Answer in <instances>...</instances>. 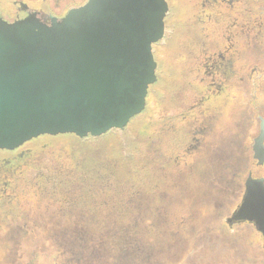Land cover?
Listing matches in <instances>:
<instances>
[{"label":"rangeland","instance_id":"obj_1","mask_svg":"<svg viewBox=\"0 0 264 264\" xmlns=\"http://www.w3.org/2000/svg\"><path fill=\"white\" fill-rule=\"evenodd\" d=\"M169 5L153 45L157 81L139 115L100 137L41 135L23 146L16 194L0 210V264H264L261 234L227 222L243 177L259 172L251 144L264 53L260 63L241 54L263 72L252 74L229 113L198 105L202 95L188 80H200L204 46L192 50L185 28L205 6ZM229 24L227 34L247 29ZM260 38L264 50V32Z\"/></svg>","mask_w":264,"mask_h":264},{"label":"water","instance_id":"obj_2","mask_svg":"<svg viewBox=\"0 0 264 264\" xmlns=\"http://www.w3.org/2000/svg\"><path fill=\"white\" fill-rule=\"evenodd\" d=\"M168 10L167 0H87L50 24L0 17V149L123 130L157 81ZM227 222L253 224L264 243V180L248 178Z\"/></svg>","mask_w":264,"mask_h":264},{"label":"flooded vegetation","instance_id":"obj_3","mask_svg":"<svg viewBox=\"0 0 264 264\" xmlns=\"http://www.w3.org/2000/svg\"><path fill=\"white\" fill-rule=\"evenodd\" d=\"M179 1L181 6L184 5L188 8H191L194 4L205 6L202 12L194 14V16L201 19L196 18V22H190L189 27L185 28L186 34L189 35V42L193 47L192 50L196 49L198 45H203L205 53L204 56L201 55L203 59L197 66L199 71V73L197 72V78L199 77L200 80H188V82L193 86L196 84L195 88L202 95L201 103L198 105L212 106L211 109L213 110L218 108L217 105L220 104V109L226 115L233 109L234 102L240 98L239 92L245 90L248 86V82L253 77L252 74L257 72L261 76V72H263V68L261 69L259 64H253L254 66L250 67V63L241 60L242 56L248 53L250 58L253 56L255 63L256 61L260 63L258 58L261 59L260 55L264 53V50L258 48L256 44V42H260V35L264 32V28L259 30L256 28L262 24L264 25V0ZM85 2L86 0H0V17L8 22H13L35 16L40 21L50 24L52 20L64 18L70 10L81 6ZM167 2L170 7L169 0ZM260 20H263V22L260 23ZM178 21H182V19H178ZM229 22L235 23L237 28H242L245 25L247 29L242 28L244 32L242 34L241 30L237 31L232 28L234 31L227 34V30L230 29ZM184 50H186V47ZM243 52L245 53L241 56ZM258 81L257 90L262 93L264 86L261 84V77ZM257 104L259 131L252 140L251 158L259 172L254 174L253 170L249 169L243 177V192L240 203L245 193L246 182L250 176L253 179L264 180V116L260 112L261 106L264 107V100ZM204 111L206 112V109ZM27 142L15 149H0V153L7 154L5 157L0 158L1 211H4V202L16 194L13 178H18L23 172L21 171V165L23 160L26 159L25 154H27V151L23 150V146ZM1 223L0 220V230L2 229ZM249 224L254 227L253 224Z\"/></svg>","mask_w":264,"mask_h":264},{"label":"trees","instance_id":"obj_4","mask_svg":"<svg viewBox=\"0 0 264 264\" xmlns=\"http://www.w3.org/2000/svg\"><path fill=\"white\" fill-rule=\"evenodd\" d=\"M131 165H134V164H131ZM102 171H104V173H106L107 171H106V169L105 170H102ZM108 174V173H107ZM109 178V177H108Z\"/></svg>","mask_w":264,"mask_h":264},{"label":"bare ground","instance_id":"obj_5","mask_svg":"<svg viewBox=\"0 0 264 264\" xmlns=\"http://www.w3.org/2000/svg\"><path fill=\"white\" fill-rule=\"evenodd\" d=\"M146 103H147V98H146Z\"/></svg>","mask_w":264,"mask_h":264}]
</instances>
